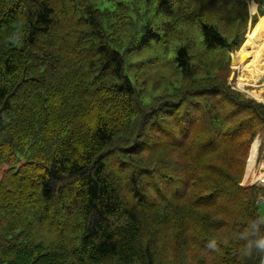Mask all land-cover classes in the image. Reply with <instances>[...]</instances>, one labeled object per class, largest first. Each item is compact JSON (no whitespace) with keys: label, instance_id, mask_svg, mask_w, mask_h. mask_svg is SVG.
<instances>
[{"label":"trees","instance_id":"trees-1","mask_svg":"<svg viewBox=\"0 0 264 264\" xmlns=\"http://www.w3.org/2000/svg\"><path fill=\"white\" fill-rule=\"evenodd\" d=\"M172 1L173 76L145 102L124 66L149 25L113 47L91 0H0V264H264L263 191L240 184L264 102L226 81L243 35Z\"/></svg>","mask_w":264,"mask_h":264},{"label":"rangeland","instance_id":"rangeland-1","mask_svg":"<svg viewBox=\"0 0 264 264\" xmlns=\"http://www.w3.org/2000/svg\"><path fill=\"white\" fill-rule=\"evenodd\" d=\"M128 6L127 10L120 11L116 9L115 0H91V3L107 9L110 15L104 19V25L107 27L108 32L115 38L112 42L113 47H118L117 42L122 45H127L129 40H133L136 43L144 32V27L149 25L153 31L159 34L158 40H150L148 45L143 47L140 51L133 50L126 54V62L124 66L125 73L131 79L133 85L142 92V100L147 102L152 96L163 88L162 76H170L172 69H170L172 61L169 64H165L167 57H172L176 52V45L178 42H173L169 37L165 35L164 29L162 28V22L172 21L175 17V5L172 0H120ZM245 1V4L243 3ZM190 7L189 9L196 6L194 0H185ZM208 7L217 16L218 29L225 34L227 37L236 39L241 37L244 32L245 38L243 43L237 51L233 53V57H239L241 50L244 49L245 43L250 39L251 41L257 40L260 36L261 31L264 30V15L258 18L259 33H256V25L250 32L249 27L251 24V18L253 12L256 10V4L253 0H209L207 1ZM251 7L254 10H251ZM189 9L183 8L181 13H187ZM187 12H186V11ZM127 15V19L119 22L116 21V16ZM251 16V17H249ZM201 17V16H200ZM109 22V25L107 26ZM196 24H200V18L194 21ZM183 27V24H181ZM249 30V31H248ZM183 37V36H182ZM248 38V39H246ZM169 40V41H168ZM259 40V39H258ZM168 41V42H167ZM257 43V41H256ZM257 46L256 44H254ZM157 59L155 63H148L149 59ZM232 58L229 59V73L232 72L230 77H227L226 81L231 85L232 88L238 89L245 93L247 96L257 99L255 96L250 95L247 91L257 90L261 91L264 100V77L258 78L254 85L245 84L243 88L245 91L240 89L236 85V79L241 82V78H244L243 74H238V69L232 65ZM175 76V75H174ZM259 99H257L258 101ZM262 101V100H259ZM264 131L260 130L257 132ZM259 210L264 216V203L259 205Z\"/></svg>","mask_w":264,"mask_h":264},{"label":"bare ground","instance_id":"bare-ground-1","mask_svg":"<svg viewBox=\"0 0 264 264\" xmlns=\"http://www.w3.org/2000/svg\"><path fill=\"white\" fill-rule=\"evenodd\" d=\"M253 11L254 8L251 7ZM256 33H259L260 26L256 25ZM261 30V28H260ZM252 30H250L251 32ZM248 39V38H246ZM259 39V40H258ZM257 41V43H256ZM256 44L257 46H255ZM239 57L232 58V65L238 69V74H243L244 78H241V82L236 79V85L245 91L243 85H254L258 78L264 77V30L261 31L260 36L255 41H248L244 45V49L241 50ZM259 80V79H258ZM250 95L255 96L259 100H263L261 91H247Z\"/></svg>","mask_w":264,"mask_h":264},{"label":"crops","instance_id":"crops-1","mask_svg":"<svg viewBox=\"0 0 264 264\" xmlns=\"http://www.w3.org/2000/svg\"><path fill=\"white\" fill-rule=\"evenodd\" d=\"M262 171H264V131H261L253 140L241 183L243 185L253 183Z\"/></svg>","mask_w":264,"mask_h":264},{"label":"built area","instance_id":"built-area-1","mask_svg":"<svg viewBox=\"0 0 264 264\" xmlns=\"http://www.w3.org/2000/svg\"><path fill=\"white\" fill-rule=\"evenodd\" d=\"M258 184L264 186V174L258 179ZM260 200H264L263 197L260 198Z\"/></svg>","mask_w":264,"mask_h":264},{"label":"water","instance_id":"water-1","mask_svg":"<svg viewBox=\"0 0 264 264\" xmlns=\"http://www.w3.org/2000/svg\"><path fill=\"white\" fill-rule=\"evenodd\" d=\"M257 22H258V20L256 21V23H257ZM256 23L254 24V26L256 25ZM254 26H253V27H254ZM253 27H252V28H253ZM233 53H234L233 51H230V52H229V56H230V58H232ZM231 74H232V72L230 73L229 77L231 76Z\"/></svg>","mask_w":264,"mask_h":264}]
</instances>
